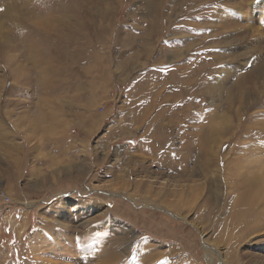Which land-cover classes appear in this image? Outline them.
Segmentation results:
<instances>
[{"label":"rangeland","instance_id":"374dc122","mask_svg":"<svg viewBox=\"0 0 264 264\" xmlns=\"http://www.w3.org/2000/svg\"><path fill=\"white\" fill-rule=\"evenodd\" d=\"M142 111L156 154L121 131ZM42 115L67 125L35 150L21 130ZM240 165L264 185V0H0V264H264V199L226 235ZM193 195L209 222L182 211Z\"/></svg>","mask_w":264,"mask_h":264},{"label":"bare ground","instance_id":"6f19581e","mask_svg":"<svg viewBox=\"0 0 264 264\" xmlns=\"http://www.w3.org/2000/svg\"><path fill=\"white\" fill-rule=\"evenodd\" d=\"M184 84H186V82H184ZM190 84H191V82L189 80H187V85H190ZM150 102H151L150 105H153L155 100H152ZM149 109L150 108H146V109H143V111L144 112H148ZM143 111L141 112L140 116L133 117L134 119L130 123L122 124L121 125V127H122L121 131L129 132L130 126L139 125L138 127H145V132H146V136L148 137V140L150 138L152 139L153 136H151V134H153V133H152V128L151 127H153V125H149V120H148L147 116L143 113ZM226 118H222L221 122L219 121L216 126L214 125L212 128L210 127L208 133H206L205 137L202 139V143L198 144V146H200V148H201L200 149V152H201L200 153L201 163H203V165H205L204 166L205 169H207L208 166L211 167L212 165H214L217 162L215 160V157H214V148H215L214 145H216L220 141V139L223 137V135L228 133L229 128H230V124L233 123L232 120L230 121L229 118H227V119ZM152 140H149L150 143L146 146V148H144L146 154H148V155L156 154L157 153V149L160 148V147H157V145ZM243 167H244L243 165L239 166V171L237 173V179L239 181L237 180V182L235 184V185H238L239 187H240V184H241V187H242L241 195L237 196V199L235 200V202L233 204V207H230L231 206V205H229L230 198H231V195H234V192L231 191L228 194V196H226L225 205L221 209L222 213H230V218L228 219L229 223L226 224L227 225V227H226V229H227L226 235L227 236L229 234L228 232H230V230H231L230 228H231L232 222H233L232 221V219H233L232 216H233L234 208L236 209L237 206L240 205V210H243V207L245 206V208H246L247 204H249L251 202L256 203V200L258 202L262 203L261 200L264 199V196H263L264 185L261 182V178L258 177L257 176V172L254 171L256 176L252 180V178H249V176L245 175V173L243 172ZM247 170H248V168H247ZM252 176L253 175H251V177ZM212 183H213V181H212ZM144 187H145L144 185L143 186L140 185L137 189L140 190V189H142ZM147 187H149V185ZM210 187H212V186H210ZM146 192H147V194L153 193L151 187H149L146 190ZM162 193L160 192V193L156 194V196L158 198H161L162 197ZM214 194H215V192H214ZM210 195L205 200H203L202 202H200L201 199H200L199 195H193V197L191 199L189 198V201H185L184 199H182L181 200V205L184 206L182 211L186 210V209L188 210V212L197 210L198 214H200L201 220H203L205 222H209L210 218H208V217L214 212L213 210H214V206H215V203H216V202L212 201V200H214V199H212V198H214V196H210ZM165 198H166V195H165ZM166 200H168V199H166ZM175 204L173 206H175ZM257 205H259V204H257ZM206 218H208V220H206ZM228 238L229 237H227V239Z\"/></svg>","mask_w":264,"mask_h":264},{"label":"crops","instance_id":"0c3cea01","mask_svg":"<svg viewBox=\"0 0 264 264\" xmlns=\"http://www.w3.org/2000/svg\"><path fill=\"white\" fill-rule=\"evenodd\" d=\"M32 122H30L28 125L30 127V129L27 130V133H25V131L21 130V138H23V142L24 143H27V144H30V143H36V146H35V150L38 149V150H45L47 149L48 147L50 148V146L52 144H55L57 142V139H59V135L57 136L58 134V128L56 127H62L67 125V123L65 124L64 123H61L59 122L60 125H63V126H60L57 124V122H55V119L53 118L52 115L45 117L42 115L41 116H36L35 119H31ZM84 120V118L82 119V121ZM81 121V123H82ZM20 131V130H19ZM24 135H23V134ZM13 135V133H12ZM15 135L18 136V132H15ZM11 137V136H10ZM16 137V136H14ZM8 140V143L9 142H12V138L10 140L9 137H7L6 141ZM7 147V146H6ZM15 149V152L17 151L16 148ZM8 151V150H6ZM52 156H48L47 157H44V164L43 166L51 163V162H55L57 159H59V157L57 155H54V154H51ZM38 161V160H36ZM12 165L13 167H17L18 165L16 163H14L13 161V158L10 159V167L12 168ZM37 167L38 168H41L40 165L37 164ZM53 183V181H52ZM11 207V206H9ZM5 208H8V207H5Z\"/></svg>","mask_w":264,"mask_h":264},{"label":"built area","instance_id":"2783aa9c","mask_svg":"<svg viewBox=\"0 0 264 264\" xmlns=\"http://www.w3.org/2000/svg\"><path fill=\"white\" fill-rule=\"evenodd\" d=\"M0 199L2 200V204L5 207H9L12 205L11 199L6 195V193L0 190Z\"/></svg>","mask_w":264,"mask_h":264}]
</instances>
